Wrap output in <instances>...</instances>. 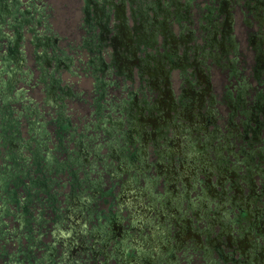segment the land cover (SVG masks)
<instances>
[{
  "label": "rangeland",
  "instance_id": "obj_1",
  "mask_svg": "<svg viewBox=\"0 0 264 264\" xmlns=\"http://www.w3.org/2000/svg\"><path fill=\"white\" fill-rule=\"evenodd\" d=\"M260 85L264 0H0V264H264Z\"/></svg>",
  "mask_w": 264,
  "mask_h": 264
},
{
  "label": "flooded vegetation",
  "instance_id": "obj_2",
  "mask_svg": "<svg viewBox=\"0 0 264 264\" xmlns=\"http://www.w3.org/2000/svg\"><path fill=\"white\" fill-rule=\"evenodd\" d=\"M191 130H193V129H191ZM196 130V129H195ZM198 136H201V135H198ZM183 137H184V135H183ZM187 137V139H189L190 140V137L189 136H186ZM185 137V138H186ZM202 137V136H201ZM204 137V136H203ZM184 144V147H185V149L187 148V144H188V142H185V143H183ZM177 152V155H176V157H178V160H179V162L180 163H182V161H185L186 160V154H184L183 153V150H181L180 151V153H179V149L176 151ZM169 154V153H168ZM169 156V161H173L172 159V157H173V152L170 154V155H168ZM161 157H163L162 155H160V158ZM199 158H200V156H198ZM195 158H196V160H198L197 159V154H196V152H195ZM190 159V161L191 160H193L192 158H189ZM222 160H224L225 162H223V163H221V166H222V168H223V170L226 172V171H230L228 168H227V166H226V164L228 163L227 162V159L224 157H222L221 158ZM186 162V161H185ZM191 162H193V161H191ZM206 163V162H205ZM205 163L203 164L204 166H205ZM197 164L198 163H195V168H201V170L202 169H204V166L202 165V166H198L197 167ZM206 179H208V178H206ZM197 180V179H196ZM224 186V184H222V187ZM263 193H264V191L263 192H260V194H257V196H256V198L258 197V195L260 196V195H263ZM214 194V193H213ZM215 197H217L216 199H223V198H225L226 197V194L224 193V190L222 189V190H220V192H218V194L217 195H215ZM216 206V205H215ZM212 212H214V213H218V211H217V208H215L214 209V211H212ZM240 216L238 217V218H234L232 221L233 222H237L238 224H240ZM241 246H244V245H241Z\"/></svg>",
  "mask_w": 264,
  "mask_h": 264
},
{
  "label": "crops",
  "instance_id": "obj_3",
  "mask_svg": "<svg viewBox=\"0 0 264 264\" xmlns=\"http://www.w3.org/2000/svg\"><path fill=\"white\" fill-rule=\"evenodd\" d=\"M263 5V4H262ZM260 86H262V85H260ZM262 89H264V86H262ZM262 93H263V91H262ZM257 96V95H256ZM262 98V97H261ZM242 112V111H241Z\"/></svg>",
  "mask_w": 264,
  "mask_h": 264
}]
</instances>
